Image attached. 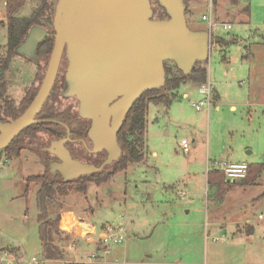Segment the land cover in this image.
I'll use <instances>...</instances> for the list:
<instances>
[{
    "label": "rangeland",
    "instance_id": "1",
    "mask_svg": "<svg viewBox=\"0 0 264 264\" xmlns=\"http://www.w3.org/2000/svg\"><path fill=\"white\" fill-rule=\"evenodd\" d=\"M56 1L49 0L43 16L47 31L52 30ZM4 2L0 0V60L6 58L8 38ZM39 4L26 0L15 17L29 18ZM208 4L185 3L191 30H206L201 17L209 13ZM212 8V22L218 24L212 35L220 40L199 64L206 69V82L181 85L180 99L168 109L148 106L143 160L99 186L88 184L85 195L77 184H62L58 178L49 194L39 184L30 185L25 194L26 179L45 174L52 161L40 151L52 139L49 128L26 133V149L19 158L7 159L0 152V264H34L32 259L37 264H97L87 261L93 247L81 237L77 222L93 226L96 233L105 225L124 227L125 240L111 247L101 264H264V0H214ZM152 9L154 19H165L154 2ZM222 24L231 29L223 30ZM46 63L45 58L36 65L13 56L0 69V106L7 98L19 107L26 91L38 87ZM164 68L165 81L166 71L170 77L180 76L173 63L165 62ZM208 82L211 106L196 112L192 104L203 99L198 89ZM77 105L74 99L61 98L55 85L48 101L55 114L67 110L77 118ZM181 140L187 141L189 152H182ZM238 162L251 167L245 179L224 178L229 184L222 194L207 184V171ZM256 165H263L258 174ZM40 205L54 224L53 244L61 259L45 258ZM62 221L70 222L71 230H63Z\"/></svg>",
    "mask_w": 264,
    "mask_h": 264
},
{
    "label": "water",
    "instance_id": "2",
    "mask_svg": "<svg viewBox=\"0 0 264 264\" xmlns=\"http://www.w3.org/2000/svg\"><path fill=\"white\" fill-rule=\"evenodd\" d=\"M153 2L165 19L153 18ZM185 11L184 0H57L54 42L43 78L27 107L14 120L0 122V152L31 125L52 123L66 131L64 138L45 149L58 159L49 164V171L54 176L57 172L62 183L110 167L122 155L117 135L126 115L145 92L164 86V63L189 75L196 64L207 61L211 44L220 40L206 30H191ZM48 35L44 27H32L16 55L37 63L36 50ZM63 54L68 87L62 95L75 98L78 117L90 122L89 152L106 153L99 166L71 157L65 147L70 141L67 125L36 119L50 96Z\"/></svg>",
    "mask_w": 264,
    "mask_h": 264
},
{
    "label": "trees",
    "instance_id": "3",
    "mask_svg": "<svg viewBox=\"0 0 264 264\" xmlns=\"http://www.w3.org/2000/svg\"><path fill=\"white\" fill-rule=\"evenodd\" d=\"M26 0H5V12L7 16V43H6V58L4 60H0V69H5L7 67L8 61L13 57L17 56L15 53L16 48L22 43L28 31L34 27H44L43 16L49 11V0H40V4L38 8L32 13L29 18H16L14 14L21 9ZM162 14L166 18V14L162 10ZM159 20L163 19L158 17ZM48 37L38 46L36 50L37 57V65L42 60L48 59L53 47V31H48ZM46 63V66H47ZM200 63L196 64L194 69L189 75H182L176 68V70L180 73L179 77H170L169 73L166 71V81L162 88L153 89L145 92L132 106L130 111L125 117V120L122 124V127L117 135V142L121 148L122 155L121 157L112 164V169L108 173H104V170L95 173L92 175H86L78 178L77 180L71 182L75 183L80 187V192L85 195L87 191V185L92 183L96 186L106 182L111 176L116 173L123 172L127 169V167L131 164L138 163L139 161L144 159L145 144H146V115L147 109L150 104L159 106L163 105L166 109H168L171 104L175 101H178L180 98L178 97V89L185 82H192L194 84H204L206 82V69L205 67H200ZM175 67V66H174ZM40 85L39 79H37ZM38 85V87H39ZM4 87V83L0 85V92ZM37 88L34 91H26V94L22 98L19 107L15 106L12 101L7 98L3 101V106H0V121L7 122L10 120H14L31 102L33 99ZM55 92V86L51 91V94L44 104L43 108L39 112L37 119H57L68 125V128L71 133L78 134L79 130L73 132V123L76 122L75 117L69 114V111L64 110L58 114H55L52 111V108L48 107V101L53 97ZM22 105V106H21ZM21 106V107H20ZM26 106V107H24ZM2 116V117H1ZM48 126H56L52 123H38L33 124L30 127L26 128L19 136H17L9 146H7L2 153L5 155L7 159L11 158H19L21 153V144L23 137L26 136V133L29 131H34L41 129L43 127ZM259 166L257 170V174L260 173L263 165ZM249 166V170H250ZM225 177L219 171L210 170L207 173V184L211 187H216L218 193H223V187L228 185L229 183L224 179ZM61 183V182H60ZM67 183V184H71ZM41 185L43 190L49 194L52 187L55 184H59L58 181L52 180L51 176L48 172L45 174L38 176H31L26 179V187L25 194L29 190V186ZM65 184V183H62ZM217 193V194H218ZM41 193L38 194V197ZM40 201L41 199L38 198ZM40 214L38 215V226H39V238L41 241V247L45 254V258L47 260H57L61 259V254L58 252L57 247L53 244L52 238V229L55 228L54 224L48 221L47 217L44 215V207L39 206ZM59 220V219H58ZM251 234V233H249Z\"/></svg>",
    "mask_w": 264,
    "mask_h": 264
},
{
    "label": "built area",
    "instance_id": "4",
    "mask_svg": "<svg viewBox=\"0 0 264 264\" xmlns=\"http://www.w3.org/2000/svg\"><path fill=\"white\" fill-rule=\"evenodd\" d=\"M214 0H209V13L207 15H203L201 17L202 21L207 22L206 31L209 32L210 36L214 37L212 35V30L217 27L218 24L212 22V3ZM223 30L228 31L231 29L230 24H222ZM198 92L200 95L203 96V99L198 101L197 103H193L192 107L196 112H200L204 108H208L211 106V84L208 82L205 86L199 87ZM180 149L183 153L189 152L190 147L186 140H181L179 143ZM218 169H214L216 171H219L227 181H239L243 180L247 177L249 166L244 162H238V163H221L218 164ZM180 194L185 196V192ZM62 221V229L69 231L71 230V224L63 223ZM77 228L80 230L81 237H83L86 242H89L93 247L92 253L89 254L87 257V261L89 262H96L97 264L106 263V257L112 252L111 247L114 245H117L125 240V229L124 227L119 226H110L105 225L101 227L100 231L96 233L95 228L85 222H77L76 223ZM125 231V232H124ZM97 236L96 238H94ZM75 245H71L70 249L74 250ZM4 260V259H1ZM118 260H113L112 264H123L117 262ZM32 262L34 264H37V261L32 259Z\"/></svg>",
    "mask_w": 264,
    "mask_h": 264
},
{
    "label": "flooded vegetation",
    "instance_id": "5",
    "mask_svg": "<svg viewBox=\"0 0 264 264\" xmlns=\"http://www.w3.org/2000/svg\"><path fill=\"white\" fill-rule=\"evenodd\" d=\"M186 2H188V0H184V3H186ZM61 65H62V70L60 71ZM67 66H68V61H67L65 54H63V57H62V60H61L60 66H59L58 74H57V77L55 80V83L56 82H58V83L57 84L54 83V86L57 85V91L59 92V95L61 98H67V97H63V95H62V93L68 87V84L65 80V71H66ZM52 90H53V88H52ZM71 99H74L76 101L75 98H71ZM77 104H78V102H77ZM77 108H78V105H77ZM75 119H76V122L73 123L74 124L73 125V132L79 130V133L75 134V133L70 132V136H69L70 141L66 142L65 147L68 149V151H69V153L73 159H76V160L80 161L81 163L99 166L104 161V159L106 157L105 151H101V152H97V153L89 152V150L92 149V143L87 137V130L89 128L90 122L79 118L78 115H77V118L75 117ZM52 120H57V119H52ZM10 121H12V120H10ZM57 121L67 125L66 123H64L60 120H57ZM0 122H2V121H0ZM7 122H9V121H7ZM54 125H56V126H48L49 129L46 130L47 133L50 135V138H52V139L49 140L47 146L42 147L40 149L41 153L48 155L52 159V161L49 162V164L52 162H58V159L55 156H53L52 154H50L48 151H46L45 149L50 146V143L52 141L60 140L66 136V134H65L66 131L63 127H61L57 124H54ZM67 127H68V125H67ZM24 138H25V136H24ZM70 147L75 148V150L78 153H80V155L83 157V160L77 158V156L73 153L72 148H70ZM24 148L26 149V143L24 144V142L22 141L21 149L24 150ZM49 164L47 166V172L51 176V179L54 181L58 178V180L61 181V176L57 172L54 176L49 171Z\"/></svg>",
    "mask_w": 264,
    "mask_h": 264
},
{
    "label": "crops",
    "instance_id": "6",
    "mask_svg": "<svg viewBox=\"0 0 264 264\" xmlns=\"http://www.w3.org/2000/svg\"><path fill=\"white\" fill-rule=\"evenodd\" d=\"M4 4H5V2H4ZM21 9H19L15 14H14V17L18 14V12L20 11ZM187 83H191V82H185V83H183L182 85H186ZM192 84V83H191ZM194 85V84H193ZM183 97L184 98H188V94L185 92V93H183ZM219 100H221V99H219ZM223 101V100H222ZM174 103V102H173ZM172 103V104H173ZM171 104V105H172ZM151 105V104H150ZM145 148H146V144H145ZM153 155H155L154 153H153ZM144 158H145V153H144ZM207 173H208V171H207Z\"/></svg>",
    "mask_w": 264,
    "mask_h": 264
}]
</instances>
